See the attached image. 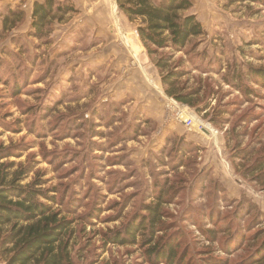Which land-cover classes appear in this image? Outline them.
Masks as SVG:
<instances>
[{"label":"rangeland","instance_id":"rangeland-1","mask_svg":"<svg viewBox=\"0 0 264 264\" xmlns=\"http://www.w3.org/2000/svg\"><path fill=\"white\" fill-rule=\"evenodd\" d=\"M9 1L0 28L8 9L24 18L0 37V164L27 171L16 185L75 207V264H163L107 242L145 216L161 185L159 243L182 233L185 262L253 259L264 241V167L251 170L264 158V79L230 80L264 72V2L191 0L204 33L151 57L116 0H70L76 11L41 38L31 35L36 0ZM169 71L189 105L165 93Z\"/></svg>","mask_w":264,"mask_h":264},{"label":"trees","instance_id":"trees-1","mask_svg":"<svg viewBox=\"0 0 264 264\" xmlns=\"http://www.w3.org/2000/svg\"><path fill=\"white\" fill-rule=\"evenodd\" d=\"M116 3L128 19L139 20L137 33L151 57L158 50L183 51L189 42L204 33L197 16L189 12L192 7L191 0H116ZM74 11L76 8L70 0L63 3L56 0H36L31 12V35L43 37L52 20L61 21ZM23 18V10L8 9L1 16L0 37L13 29ZM155 65L159 71H164L167 67V57L158 58ZM232 73L230 82L233 84V80L241 81L244 77L261 82L264 79V72L259 68L249 67L246 72L234 70ZM178 78L177 72L166 73L162 77L164 91L178 102L189 105L192 93L178 90ZM3 165L0 164V261L4 264H75V219L68 217L72 215L75 207L71 204L65 208L58 204L53 206L55 198L46 194L47 189L42 190L32 184L16 185L17 179H21L27 171L13 174L9 171L12 163ZM261 167H264V158L253 165L251 170H260ZM261 176H264V172ZM9 178L12 180H8ZM166 195L164 185L155 189L151 194L150 203L146 205L145 216L139 217V220L132 219L123 231L118 230L108 236L107 242L137 247L151 263L200 264L193 260L185 262L183 256H178L182 233H174L165 242L160 243L155 237L165 225L161 222L163 214L160 208ZM92 214L96 215L94 211ZM86 247L83 245L82 250ZM259 252L264 253V241L254 258L246 264L264 262V255L260 256ZM206 261L205 264L225 262L211 257Z\"/></svg>","mask_w":264,"mask_h":264},{"label":"built area","instance_id":"built-area-1","mask_svg":"<svg viewBox=\"0 0 264 264\" xmlns=\"http://www.w3.org/2000/svg\"><path fill=\"white\" fill-rule=\"evenodd\" d=\"M181 117L180 119H182ZM184 126L190 127L192 123L194 122V117L193 116H186L185 118L182 119Z\"/></svg>","mask_w":264,"mask_h":264},{"label":"crops","instance_id":"crops-1","mask_svg":"<svg viewBox=\"0 0 264 264\" xmlns=\"http://www.w3.org/2000/svg\"><path fill=\"white\" fill-rule=\"evenodd\" d=\"M10 1L9 0H1L0 1V7H5V9H7L10 5L8 4ZM14 2V0H12V3Z\"/></svg>","mask_w":264,"mask_h":264},{"label":"bare ground","instance_id":"bare-ground-1","mask_svg":"<svg viewBox=\"0 0 264 264\" xmlns=\"http://www.w3.org/2000/svg\"><path fill=\"white\" fill-rule=\"evenodd\" d=\"M112 11V10H111ZM114 17V16H113Z\"/></svg>","mask_w":264,"mask_h":264}]
</instances>
